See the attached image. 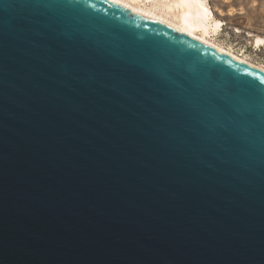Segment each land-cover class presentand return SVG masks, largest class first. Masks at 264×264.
I'll use <instances>...</instances> for the list:
<instances>
[{
	"label": "water",
	"instance_id": "water-1",
	"mask_svg": "<svg viewBox=\"0 0 264 264\" xmlns=\"http://www.w3.org/2000/svg\"><path fill=\"white\" fill-rule=\"evenodd\" d=\"M0 264H264V71L113 0H0Z\"/></svg>",
	"mask_w": 264,
	"mask_h": 264
},
{
	"label": "bare ground",
	"instance_id": "bare-ground-1",
	"mask_svg": "<svg viewBox=\"0 0 264 264\" xmlns=\"http://www.w3.org/2000/svg\"><path fill=\"white\" fill-rule=\"evenodd\" d=\"M129 8L177 23L228 52L262 69L264 65L236 52L232 47L217 41L215 36L223 29L222 19L216 17L208 0H113ZM254 46L264 44L263 36H255Z\"/></svg>",
	"mask_w": 264,
	"mask_h": 264
},
{
	"label": "rangeland",
	"instance_id": "rangeland-1",
	"mask_svg": "<svg viewBox=\"0 0 264 264\" xmlns=\"http://www.w3.org/2000/svg\"><path fill=\"white\" fill-rule=\"evenodd\" d=\"M212 13L224 22L217 41L264 65V44L254 46L255 36L264 37V0H208Z\"/></svg>",
	"mask_w": 264,
	"mask_h": 264
}]
</instances>
